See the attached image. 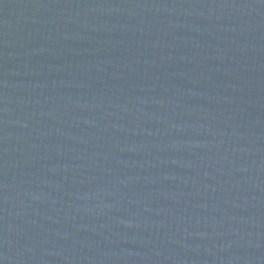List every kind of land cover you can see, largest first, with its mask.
<instances>
[{"label":"water","instance_id":"water-1","mask_svg":"<svg viewBox=\"0 0 264 264\" xmlns=\"http://www.w3.org/2000/svg\"><path fill=\"white\" fill-rule=\"evenodd\" d=\"M0 264H264V0H0Z\"/></svg>","mask_w":264,"mask_h":264}]
</instances>
